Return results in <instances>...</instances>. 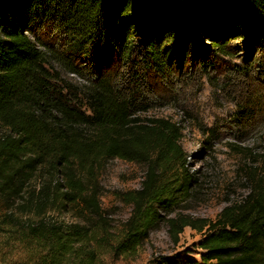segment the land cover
<instances>
[{"label":"trees","instance_id":"trees-1","mask_svg":"<svg viewBox=\"0 0 264 264\" xmlns=\"http://www.w3.org/2000/svg\"><path fill=\"white\" fill-rule=\"evenodd\" d=\"M253 49L264 0H0V264H114L163 223L197 231L201 256L147 264H264V173L215 219L172 216L199 180L181 125L142 117L153 80ZM112 159L145 167L119 229L101 203Z\"/></svg>","mask_w":264,"mask_h":264},{"label":"rangeland","instance_id":"rangeland-1","mask_svg":"<svg viewBox=\"0 0 264 264\" xmlns=\"http://www.w3.org/2000/svg\"><path fill=\"white\" fill-rule=\"evenodd\" d=\"M51 40V31H40ZM229 61L201 68L188 62L172 76L153 80L152 108L142 117H165L181 125V144L189 155L190 172L199 185L175 215L215 219L228 204L247 193L246 173H264V53L240 51ZM145 167L121 159L104 163L100 174L101 203L116 229L132 214L123 193L141 185ZM201 235L186 227L178 241L165 223L132 258L114 264H147L160 256L199 259Z\"/></svg>","mask_w":264,"mask_h":264}]
</instances>
